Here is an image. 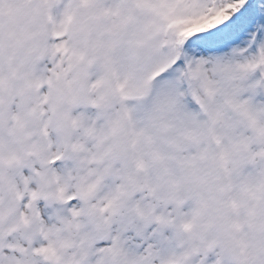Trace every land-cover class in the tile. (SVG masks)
Masks as SVG:
<instances>
[{"label":"snow or ice","instance_id":"snow-or-ice-1","mask_svg":"<svg viewBox=\"0 0 264 264\" xmlns=\"http://www.w3.org/2000/svg\"><path fill=\"white\" fill-rule=\"evenodd\" d=\"M0 264H264V0H0Z\"/></svg>","mask_w":264,"mask_h":264}]
</instances>
